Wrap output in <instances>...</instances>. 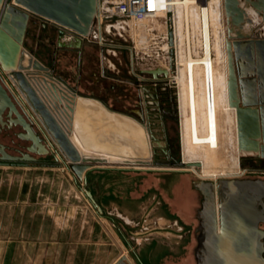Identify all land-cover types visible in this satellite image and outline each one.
I'll return each mask as SVG.
<instances>
[{
	"label": "water",
	"instance_id": "water-1",
	"mask_svg": "<svg viewBox=\"0 0 264 264\" xmlns=\"http://www.w3.org/2000/svg\"><path fill=\"white\" fill-rule=\"evenodd\" d=\"M3 4L0 118L5 114L10 127L22 128L18 137L27 145L25 151L12 154L0 142V166L60 167L61 160L84 182L90 171L102 167L174 172L194 167L197 174L201 172V163L183 159L172 169H148L162 165L152 160L148 131L136 119L132 130H126L124 114L116 113L121 124L108 126L89 143L78 144L74 139V119L78 115L75 100L79 96L67 88L54 66L43 64L35 56L27 38L28 28L37 19L41 26L49 23L79 40L92 39L96 34L101 40L100 0H0V11ZM222 7L227 33L228 105L235 110L239 159L264 160V0H222ZM168 46L170 70L164 71L174 81L173 30L168 33ZM139 130L143 133L141 142ZM49 155L54 159L51 164L36 158ZM193 186L202 195L196 263L264 264V231L258 228L260 222L264 223V180L200 179ZM85 193L100 209L91 191Z\"/></svg>",
	"mask_w": 264,
	"mask_h": 264
},
{
	"label": "rangeland",
	"instance_id": "rangeland-1",
	"mask_svg": "<svg viewBox=\"0 0 264 264\" xmlns=\"http://www.w3.org/2000/svg\"><path fill=\"white\" fill-rule=\"evenodd\" d=\"M111 1L115 0H100L103 13H105L106 9L111 7ZM196 1H199L197 4L198 7L209 6V4L212 3V0ZM179 19L178 12L170 7L165 13L159 14L135 26L130 19L119 16L108 19L110 21L104 20L102 25L104 41H102L104 43L118 44L123 47L106 49V53L103 57H105L104 60H106L105 65L107 66V71L111 69V71H109L110 73H118L119 76L125 78L129 75L131 56L133 53L136 55V53L139 52L140 56H143L144 53L148 54L144 55V58H146V60L143 61L144 66L164 63V60L167 59L168 33L170 30L174 31L176 69L173 78H175L176 82L174 81L173 85L176 86L179 91L180 112L179 122L174 124L171 132H167V137L168 140L176 146L178 150L177 155L180 156V159L189 162V160L185 159L183 137L187 129L185 123L188 111L187 102L185 98H183V96L186 95L187 84L181 70L182 66H179L178 63L180 62L179 59L184 58L186 55V40L184 38V26L181 25L184 23H182V21L178 23ZM222 19L226 39L227 33L224 13ZM197 21L199 22V20ZM197 21L196 23H198ZM196 29V33L194 32V34H192L191 46L194 56H202L203 51L200 44L201 37L199 36V25L198 27L196 26ZM191 30L193 29L191 28ZM48 37L50 38L49 42L51 41L49 43L50 46H52L51 43L56 45L58 42L56 34H49ZM144 41L145 43H143ZM55 45L51 48L55 47ZM50 46L48 49H50ZM213 57L221 61V53L219 51L214 52ZM100 58L101 52L99 48L91 49L89 55L84 59L88 62L89 68L83 69V71L90 76L100 75ZM57 60L58 66L55 68L57 73L68 81H71L70 72L77 71L75 69L78 64L77 54L58 50ZM118 86L121 87V90H126L125 87L127 88L124 84H119ZM25 146H22L23 151H25ZM234 148L235 147L232 148L233 157L236 155ZM236 148L238 149V145ZM38 160V162H46L49 164L54 162L53 155L40 156ZM238 160V166H229L225 164L222 167L217 165L214 166L212 170H218L220 173L222 172L221 175H228L234 173L236 169L240 167V171H238L240 173L239 176L248 177L250 179L258 177L264 178L263 167H252L249 161L244 159L240 160L239 158ZM59 162L61 163L60 167H28L25 176L23 174L24 171H21L22 173L20 174H12L7 173L10 171H5V169L0 168V187L25 185L27 188V226L25 228L27 239L26 257L22 258L21 256L22 245L19 248L13 247L15 252L12 251V254L15 255V259L12 258L11 264H105L106 262L107 264H196L191 252V245L193 246L194 244L196 224L195 210L200 203L197 194L191 198L188 204L192 210V221L188 223L187 227L186 237L189 241L186 249L189 251L185 258L184 256L180 259L177 257L169 258V256L162 257L157 253H150L148 255L140 252L141 245L152 239L153 234H155L154 231L148 233L149 231L146 230L142 235V242H139L136 232H134L136 231L135 229H137L136 226L132 227L131 224L125 225L119 221L116 224L115 217H113V220L108 219V227L110 225L116 233V235H114L115 237L113 236V238H115L114 252L111 257L108 256L109 258L104 260V257L101 256L99 251L100 228L97 225L99 216L98 208L86 195L85 190H88V188L80 183H75V185L71 178L72 171L67 165L63 164L61 160ZM147 168L164 170L167 168L172 169L174 166L173 164H154ZM189 169L190 171L187 172L129 170L131 172L123 176L125 177L124 181H129L132 184L134 193H131L137 197L145 192V182H147L149 187L153 189L151 194L154 196L155 204L159 207L158 203H161V206L163 202L170 203L171 205L174 203L172 197L169 199L167 197L168 195L164 194V191L168 192L167 187L169 184H172L171 182L181 180L183 185L190 188L193 187V182H198L200 179L213 180V178L201 177V175H199L201 173L197 174L195 170ZM35 172L36 174H34ZM180 185L181 184H178L177 186ZM74 186L77 189H74ZM35 191L36 194H34ZM94 200L95 203L99 204L95 198ZM1 212L2 210L0 209V214H2ZM1 222L2 217L0 216V223ZM116 225L120 226L116 228ZM7 229L8 228H5V230ZM18 229L19 228L15 226L10 228L12 237L17 235ZM119 231H122V233ZM36 238L39 239L37 243L42 241L41 245H36V242H34ZM79 240H83L85 243L78 244Z\"/></svg>",
	"mask_w": 264,
	"mask_h": 264
},
{
	"label": "crops",
	"instance_id": "crops-1",
	"mask_svg": "<svg viewBox=\"0 0 264 264\" xmlns=\"http://www.w3.org/2000/svg\"><path fill=\"white\" fill-rule=\"evenodd\" d=\"M3 14L4 4L1 7L0 20ZM34 22H37V24H34ZM41 24L42 22L38 21L37 19H34L33 22H30L27 36L28 41L35 52V56L43 64L50 67L54 66V68H56V66H58L57 55L54 65L52 64V61H48L45 55V52L50 46L49 43L51 42H49L50 38L48 35L55 33L58 41L63 39V41L68 42L69 32L66 31L61 33L57 26L46 23V26L43 27ZM35 36H38L39 38L42 36V39H36ZM51 45L54 46L53 43H51ZM97 81V77L95 79H89L86 77L85 79H80L77 82H75L73 78L71 81L65 79L67 88L79 96L75 100L78 115L76 120L74 119L73 127L75 131L73 136L78 144H82L81 141L83 144H87L90 140L96 139L97 135L101 131L105 132L108 129V126L113 127L116 123L118 125L121 124V122H118L115 114L124 113H120L110 108L104 102L101 92L98 89L99 87L97 86ZM68 113L70 114L69 111ZM124 115L125 120L122 124L125 126L126 130H132V127L135 126V118L130 114ZM0 121L2 122L0 123V142L6 145L8 151L12 154H18L20 150L23 151L22 146H25L26 142L18 137V135L23 131L22 128L17 126L10 127L5 114H3L2 118H0ZM36 158L38 160V157ZM0 168L5 169V171H10L7 173L12 174H20L22 173L21 171H24V176L27 173L26 169H28V167L18 166H0ZM128 172L131 171L120 169L118 167H102L90 171L87 174V182H84L82 179L76 177L73 172L71 173V178L74 181V184L80 183L85 185L99 203L98 205L100 209H98L99 216L97 219V225L100 228L99 251L101 256L104 257V260H107V258L111 257L114 252L115 238H113V236L116 235V233L110 225L109 227L111 229L108 227V219L113 220V217H115L116 224L119 221L125 225L131 224L132 227L136 226L137 229H135L136 231L134 232H136L139 242H142L141 238L146 230L149 231L148 233H150V231H154L155 234H153L152 239L150 241L144 242L141 245L142 247H140V252L148 255L150 253H157L162 257L169 256V258L177 257L180 259L183 256L185 258L187 252L189 251L186 249L189 241L186 237L187 227L188 223H191L192 221V210L188 204L191 198L197 194L199 196L200 203L195 210L196 224L193 242L194 244L193 246L191 245V252L196 262L195 251L198 244V211L201 207V193L196 188L194 190L193 185V187L187 188L185 185H183L181 180L173 181L171 182L172 184H169L167 187L168 192L164 191V194L168 195L167 197L169 199L171 197L173 198V206L170 203L168 204L163 202L162 206L161 203H158L159 207H157L154 202V196L151 194L153 189L149 187L147 182H145V192L142 193V195L137 197L132 194L134 193L132 190L133 186L129 181H124L125 177L123 176ZM34 174H36V172ZM178 184L181 185L177 186ZM74 189L77 188L74 186ZM34 194H36V191ZM26 201L27 188L25 185L0 187V209L2 210V214H0L2 217V222L0 223V264H11L12 258L15 259V255L12 254V251H14L13 247L19 248L22 245L21 256L22 258L26 257ZM39 214L41 215L40 211ZM14 226L18 227L19 229L17 235L12 237L10 228ZM119 226L116 225V228ZM5 228L8 229L5 230ZM119 232L122 233V231ZM38 240L39 239L36 238L34 242H36V245H41L42 241L37 243ZM78 242V244L85 243L83 240H79ZM105 264H107V262Z\"/></svg>",
	"mask_w": 264,
	"mask_h": 264
},
{
	"label": "bare ground",
	"instance_id": "bare-ground-1",
	"mask_svg": "<svg viewBox=\"0 0 264 264\" xmlns=\"http://www.w3.org/2000/svg\"><path fill=\"white\" fill-rule=\"evenodd\" d=\"M198 2L161 0L160 4L170 5L175 9L180 18L178 23L182 21L184 24L181 25L185 29L186 55L179 59L178 63L182 66L181 70L187 84L186 95L183 96L188 110L185 121L187 129L183 136L185 159L189 160L186 163H201L200 173L206 178L216 180L226 174L221 175L222 172L212 168L217 165L223 167L225 164L238 166L240 154L236 148L238 144L235 110L228 105V68L222 0H212L209 6L202 7L197 6ZM150 6L155 8L156 3L152 2ZM196 24L200 28L198 35L201 37L202 56H194L191 46L192 34L196 33V26L198 27ZM216 51L221 53V61L214 59L213 53ZM173 80L175 81V78ZM138 138L140 142L143 141L140 130ZM233 147L235 157L232 156ZM238 169L235 172L240 171V167ZM192 170L196 171L194 167Z\"/></svg>",
	"mask_w": 264,
	"mask_h": 264
},
{
	"label": "flooded vegetation",
	"instance_id": "flooded-vegetation-1",
	"mask_svg": "<svg viewBox=\"0 0 264 264\" xmlns=\"http://www.w3.org/2000/svg\"><path fill=\"white\" fill-rule=\"evenodd\" d=\"M68 38V42L60 39L56 45L54 44L55 47H50V49L45 52L48 61H52V64L53 62H56L55 57L58 50L77 54L78 64L75 68L77 71L70 72L71 78L77 82L78 80L83 78L85 79L86 77L89 79H95L97 77V86L99 87L98 89L101 92L104 102L110 108L120 113L132 115L139 123L146 127L150 141L153 144V162L162 165H171L178 162L180 160V156L177 155L178 150L176 146H174V144L168 140L167 137V132H171L174 124L179 122L178 119L180 112L178 88L173 85L174 81L171 80L170 75L165 74L164 71L170 70L169 46L167 51V59L164 60V63L144 66L143 61L146 60L144 55L148 54L144 53L143 56H140L139 52H137L136 55L133 53L131 56L129 75L124 78L119 76L118 73H110L109 71H111V69L108 71L106 69V60H104L105 57H103V55L106 53V49H116L123 46L113 43H104L103 30L101 40L98 36H95L92 39L79 40V38H77L73 33H69ZM94 48H99L101 52V73L98 76H90L83 71V69L89 68L88 62L84 59L87 57V55H89L91 49ZM152 71L158 72L154 74ZM119 84H124L127 86V88L125 87L126 90H121V87L118 86ZM244 160L249 161V163L252 164V167L264 168V160ZM199 175L204 177L202 174ZM239 175V172H234L226 176H221L220 178L212 181L215 182L217 180L227 178L250 179L248 177L246 178ZM255 179L264 180V178L260 177ZM258 228L264 231V223L260 222ZM199 234L200 231H197V237ZM262 242H264V238H262Z\"/></svg>",
	"mask_w": 264,
	"mask_h": 264
},
{
	"label": "built area",
	"instance_id": "built-area-1",
	"mask_svg": "<svg viewBox=\"0 0 264 264\" xmlns=\"http://www.w3.org/2000/svg\"><path fill=\"white\" fill-rule=\"evenodd\" d=\"M169 1V0H168ZM156 3V7L153 8L150 4ZM161 0H115L111 1V7L102 12L100 6V14L102 21L119 16L122 18H128L132 21L133 25H139L142 22L165 13L170 5H161ZM15 92V91H14ZM16 93V92H15Z\"/></svg>",
	"mask_w": 264,
	"mask_h": 264
}]
</instances>
